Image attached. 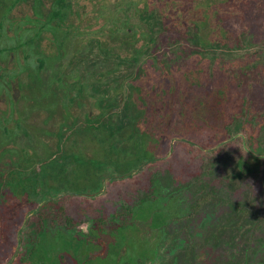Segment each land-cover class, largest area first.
I'll return each instance as SVG.
<instances>
[{
  "label": "rangeland",
  "instance_id": "obj_1",
  "mask_svg": "<svg viewBox=\"0 0 264 264\" xmlns=\"http://www.w3.org/2000/svg\"><path fill=\"white\" fill-rule=\"evenodd\" d=\"M41 1L43 8L45 6L43 13L47 15L53 0ZM134 1L135 6L128 5L129 9L123 13L119 6L121 0H73L69 21L78 25L82 34L74 48L67 51L65 59L69 58L71 64L66 67H72L74 72L64 78L67 83L73 80L74 86L68 89L65 83L59 84L49 96L58 99L61 111L65 108L63 103L66 102L61 100L66 93L74 98V104H69L71 116L68 119L70 123L73 119L74 132L58 126L60 114L48 116L45 108L36 112L28 110L31 91L27 85L36 80L37 74L20 68L24 52L17 49L11 59L9 56L0 58L2 80L8 85L0 89V117H8L6 124L13 128L15 120L24 117L29 129L47 131L41 130L37 136L42 143L35 157L44 161L43 167L38 169L40 176L25 183V189L31 191L36 203L33 207L27 206L29 209L26 207L29 211L22 217L19 231L12 232L18 239L17 251L8 238L7 233L13 227L7 214L18 211L20 202L7 187L0 188V245L7 250L14 248L16 253L19 251L25 257L24 262L18 261L19 264H122L123 259L133 263L135 258L142 259L143 264H264V167L257 166L261 183L251 173L247 179H240L243 174L238 162L251 160L245 133L239 131L215 145L230 141L215 155L195 153L190 156L179 149L172 152L176 138L195 134L185 133L193 123L214 122V110H209L201 100L206 92L197 78L198 64H209L213 72L214 57L222 62H234V66L246 58L251 62L254 57L258 65L264 64V0H247L249 4L245 10L235 0ZM151 2L153 12L161 15L163 24L155 25L153 30L143 26L142 9ZM10 3L13 4L9 10ZM5 4L8 5L3 6ZM34 8V0H0V40L8 39L9 31L12 32L11 42L23 40L26 31L21 25L25 15L34 18ZM117 22L126 26L128 34L121 29L115 31ZM147 34L154 40L149 41ZM138 48H142L141 56L131 58ZM117 53L120 59L116 58ZM260 68H257L258 74L263 70ZM171 70L174 73L168 76ZM208 87L214 90V82ZM8 99L18 100L9 113ZM258 102L261 106L258 110L263 113L264 98ZM169 105L175 113L172 120L165 109ZM86 118L91 120L89 126ZM163 119L168 121L166 130L180 133H175L167 155L160 157L154 166L169 171L170 189L177 185L182 187L180 204L176 212L169 215L147 217L139 213L133 227L125 233L124 242H120L111 224L117 202L122 199L130 202L139 189L147 188L152 171L148 165L131 179L118 178L132 168L130 160L139 150L132 141L122 142L121 133L135 121L142 127L146 124L150 129L160 128ZM62 130L64 133H57ZM9 134L12 133L5 135ZM163 134L169 137L170 133ZM15 136L7 142L0 137V168L6 167L10 159L18 158L17 152L4 151L6 147H23L25 137L21 133ZM156 136L160 135L152 130L142 148L162 151L167 141L161 145L160 140L156 142ZM253 141L264 145V128L253 136ZM59 154L64 156L59 157ZM74 155L86 160L96 159L101 163L96 169L100 167L105 174H115L117 179L115 182L105 179L104 193H97L93 199L68 195L75 192L92 195L100 184V177L90 174L95 166L88 161L77 164ZM36 160H31L32 167H38ZM183 163H190L193 172H199L203 163L204 188L200 187V178L191 179L189 174H181ZM245 179L251 183L249 186L244 187ZM17 187L12 188L18 190ZM42 188L49 189L48 195L55 196L59 203L49 202L40 210ZM199 190L211 191L212 196L196 216H190L189 202ZM59 205L65 209L64 213L62 209L57 210ZM41 214L49 222L43 228L45 232L39 235L37 221ZM63 214L75 221L73 228L54 219ZM100 216L104 217L100 221L105 230L103 234L92 224ZM50 218L55 220L54 224ZM141 241L146 246L136 249L135 245ZM110 247L114 253L108 252ZM28 248H32L29 253ZM16 253L10 262L16 258Z\"/></svg>",
  "mask_w": 264,
  "mask_h": 264
},
{
  "label": "trees",
  "instance_id": "obj_2",
  "mask_svg": "<svg viewBox=\"0 0 264 264\" xmlns=\"http://www.w3.org/2000/svg\"><path fill=\"white\" fill-rule=\"evenodd\" d=\"M235 2L240 6H242L240 8L244 10L249 4L247 3L248 2L247 0H235ZM119 4H118L119 6H122L121 9L122 12L125 13V10L129 9L130 7L128 5L131 6L134 5L135 1L121 0ZM151 6H153L152 2L150 5L147 4V7L142 9L144 16L143 26L150 30H153L155 28V25L160 24L163 26V24L161 20L162 19L161 15L160 16L156 15V13L153 12ZM122 22L126 23L127 21L123 20ZM119 23L120 22H117L115 26V31L118 32L121 29L124 34H128V29L126 28V26H124V24L121 25V23L120 24ZM146 32L148 33L149 31ZM145 36H149V34ZM148 39L149 41L154 40V37L149 36ZM141 54H142V48H138L136 54H132L131 58L136 57L137 55L141 56ZM116 58L117 59L121 58L118 55V53L116 54ZM256 60L257 58L254 57V60L250 62V59L246 58L245 60H240L239 64L234 66L233 65L234 62L233 63L228 61L222 62L219 61L216 57H214V72L213 70H210L209 64L206 65L204 63L198 64L197 78L201 86L203 87L202 89L204 90V92H206L205 95L202 96L201 100L203 102L204 101L206 102V105L208 106L209 110L212 109V112L214 110V122L212 123L200 122L197 124L193 123L188 128V130L185 131V133H195V134L187 138L184 137L176 138L173 142L172 152H174L176 149H179L180 152H184L185 150L186 154L190 156H193V154L195 153H200L203 156H209L211 153H214L215 155L219 151L221 150L223 151L225 147H227L226 145L230 141L223 143L218 147H215V145L219 144L224 139L232 138L233 134L239 131H243L247 138L246 140L247 146L249 145L248 149L250 150V152H248V157L251 160L249 162L245 159H241L238 162V166L240 167L239 171H241L243 174L240 175V179L242 177L243 179L245 177L247 179V176H249V173H251L254 174V176H256L259 179L258 182L261 183L260 170L257 169V166H259V168L261 166L264 167V145L259 146L258 143H255L254 141L251 142L253 136L254 137L257 136V134L264 128V112L261 113L258 110V108L261 107L258 101H261L264 98V64L263 63L259 64L260 66H262L263 70L260 72V74H258L257 68H260V66L257 64ZM211 61L213 63V60ZM207 67H209V69ZM139 69H141L140 65L138 67V71ZM168 73H170L168 75L170 76L174 72L173 70H171ZM211 82H214V90L209 89L208 87V85L211 84ZM255 90H257L258 93H256ZM171 108L172 106L170 107V105L168 106V109L165 108L166 111L170 114L169 117L170 120H172L173 119L172 117H174L175 115L174 111H172ZM167 122H168L167 120L163 119L160 128L155 127L150 129L146 124H145L146 126L144 125V127H142L141 126L142 124L141 125L140 123L137 124V121H135L132 124H130L127 129H124V133H121L122 142L132 141L134 146H137L139 150L134 154V158L130 160L132 168L126 171L125 173L119 175L118 178L131 179L148 165L149 166L151 165L152 171H150L149 173L147 188L141 190L139 189L138 194L135 196V198L133 197L130 202L127 201L126 199L125 200L122 199V201L117 202L118 207H116L115 210L113 211V214L111 216V224L113 225V233L117 234V239L120 242H124L123 237L125 233L128 231V229L133 227L132 226L133 221L139 213H142L147 217H150V215L153 216L156 214H163V213H164L163 215L166 214L169 215L173 212L175 213L176 209L180 204V199L183 194L181 190L182 187L181 186L178 187L179 185H177L173 189H170L168 187L169 184H171L170 176H168L169 171L163 169H157L154 166V163L159 161L160 157H164L167 155L170 141L171 139L174 138L175 133H180L176 131L166 130ZM117 129H119V127ZM150 130L151 131L154 130V133L156 134L158 133L160 135L159 137L157 136L155 137L157 143H159L158 140H160L161 145H163L165 144V141H167L162 151L152 152L147 149L144 150L142 148L144 146L143 145L144 142L148 141L147 136L151 132ZM163 133H170L169 137L167 134L165 135ZM107 134L112 135V133H107ZM203 148H207V149H203ZM208 148L210 149L209 151ZM62 156L64 155L59 154V157ZM74 157H75L74 159L77 160L78 162L77 164L79 163L83 164L88 161L95 166L92 167V171L90 174L94 178H96V176L98 178L99 176L100 178L98 179L100 184L98 186V190L94 192L95 194L93 193L92 195H88V194H83L81 192H75L68 195H72V196L74 195L75 197H82L85 200L93 199L95 198V195L97 193H101V194L104 193L105 190H103L104 189L103 181L105 179L108 178L110 182H115V179H117V176H115V174H108V173L105 174L99 169L100 167L96 169V167L101 164L96 159L89 158L88 160H86L78 155H74ZM39 161L43 162V159ZM180 167H183L182 170H180L181 174L183 173L189 174L190 176H192L191 179H195V177H198L200 178L199 181L201 185L203 184L204 182L203 178L206 177L203 163L200 166L199 172L197 171L193 172L191 170L190 163H183L181 164ZM137 169L138 171L135 174H133V172ZM39 176H40L39 172L35 168L26 169L25 179L27 180V182L34 181ZM246 179L244 181H246ZM216 180L220 181V178L217 177ZM262 180L264 181V179ZM250 184H251L250 182L246 181L243 185L245 187V186H249ZM201 185H200L201 188L205 187L204 185L202 186ZM189 186L191 185H187V187ZM44 189L45 188H42V190ZM171 190L173 192H171ZM24 194L26 195L25 198L26 207L27 206L33 207L36 202L33 201L34 199L32 198L31 191L25 189ZM211 196H212V192L211 191L209 192L208 190H199L198 192L193 193V197H191V202H189V206H188L191 213L190 216H196L200 211V209L203 207V205L210 200ZM40 200L43 202L40 210H43L44 206L49 202L59 203L58 201L59 199L52 197V195L48 196V198L42 196ZM171 207H172L171 209L172 211H169L168 209ZM27 208H25V210L22 211V215L19 216L18 218L15 217L7 218L11 221L10 225L11 227H13V230L10 231L8 234V238L11 244L14 245V248H15V244L17 243V238L16 235L13 234L12 232L20 228L22 217L25 214H27L29 211L28 210L29 208L28 209ZM58 209H62L61 210L62 213L65 212V209H63L62 205L61 206L59 205L57 210ZM33 210L36 211V208ZM79 213H81V211ZM103 216L95 218L94 222L92 223L93 226H95L99 231L101 230L102 234L105 231L100 226V221L104 218ZM54 219L60 223L65 224V226L69 227V229L73 228L76 225L75 221L72 218H70V216L68 215L63 214L62 216L60 215L58 217H54ZM54 219L50 218L51 224L55 223ZM47 220L49 219L43 216V214L40 215V221H37L38 222L37 232L39 235H42L45 232L43 231V228L49 222V221L47 222ZM115 245L116 243L114 242L113 246ZM144 246H146L145 242L141 241L140 243L137 242L135 248L138 249ZM14 248L10 250L0 249V253H1L0 264H5L6 262L10 261V257L14 253ZM27 251L28 253L31 252L32 248H28ZM108 252L114 253L112 252V247H110ZM108 257H112V255L111 256L108 255ZM24 258L25 257L20 255L18 251L16 258L13 261L9 262V264H19L18 262L19 259L23 260ZM122 264H143V261L140 258H135L133 263H131L127 259H123Z\"/></svg>",
  "mask_w": 264,
  "mask_h": 264
},
{
  "label": "flooded vegetation",
  "instance_id": "obj_3",
  "mask_svg": "<svg viewBox=\"0 0 264 264\" xmlns=\"http://www.w3.org/2000/svg\"><path fill=\"white\" fill-rule=\"evenodd\" d=\"M15 2V1H14ZM13 3H10L9 10L11 8ZM8 4H5L3 6H6ZM72 6H73V0H53L49 5V10L47 12V15L43 13V2L41 0H34V18L28 17L25 15L24 19L25 22L21 25V29L26 31V34L24 35V39L19 41H10V36L12 35V32L9 31L7 35L8 39L0 40V58H5L6 56H9V59L15 56L14 52L15 50H22L24 52L23 59L21 62H19L20 68L25 69L26 72L29 70L33 74H37L36 80L31 81L27 85V89L30 90V97L28 98L29 106L28 110L30 112H36L40 108L48 109V116H58L60 114L61 120L59 118L58 126L60 128H66L67 130H70V132H74L73 128V119L71 118V123L68 122V119L70 118V109L69 104H74V98L72 96H69L67 93L64 97L62 102L63 105H65V108L63 111L58 108V99L55 97L49 96L50 92H54L55 86L57 85H64L66 84V88L73 89L74 81L67 83L65 80V75L68 76L69 74H73L74 69L70 67V69H67L66 65H68L69 58L65 59L67 51L71 50V48H74L75 42L80 40V34L79 33V27L78 25H74V22L69 21V14L72 12ZM9 10H8V16H9ZM9 19H11L9 17ZM13 20V19H11ZM15 21V20H13ZM27 31H31L30 33H27ZM21 37V34L20 36ZM90 44V43H89ZM89 46V45H88ZM74 51L71 52V56H73ZM67 58V57H66ZM71 64V63H70ZM71 70V71H70ZM4 76V73H0V89L3 87L5 88L8 86L7 82L2 80V76ZM70 76V75H69ZM32 79V78H31ZM52 82L55 83V85L52 86ZM4 85V86H3ZM63 86L62 89L65 88ZM31 88V89H30ZM67 89V90H68ZM64 91V90H63ZM52 93L50 95H52ZM25 99V98H23ZM18 100L16 99H8L9 107H8V113L11 112L13 105L15 106V102ZM33 109V110H31ZM8 117H0V133H3V136H0L1 138H4L6 142L10 140V138L15 136L16 133H21L23 137H25V143L23 144V147L21 148H15V147H6L4 149L11 152H17L18 158L10 159L9 162H6V167H2L0 169V188L1 186L7 187L10 190V194L14 196L17 201L20 202L19 204V210L18 211H10L9 214H7L8 217H19L22 215V211L25 210V174L27 168L32 169H40V167H43L44 161L41 162L39 160H42L41 158H37V150L38 148H41L42 139H38L37 136L39 133H41V130L47 133L44 129L35 128L34 130L29 129V127L24 123L23 118L19 120H15V127H10L9 124H6ZM86 122H88V125L90 124V118L85 119ZM2 123H4V127H2ZM11 130V131H10ZM13 130V131H12ZM38 132V133H37ZM43 132V133H44ZM69 132V133H70ZM8 133H12L11 135H5ZM57 133H64L58 132ZM4 142V144L6 143ZM58 147V145H57ZM24 151V152H23ZM53 152V151H52ZM25 153V154H24ZM37 159V166L38 167H32L31 160ZM18 186L17 189L14 190L13 186ZM43 195L42 196L47 197L50 196L48 193L50 192L49 189L45 188L44 190H41ZM47 193V194H45ZM17 194L21 195L20 197H16ZM52 197L55 198V196L52 195ZM23 201V202H21ZM39 202H42L41 200ZM26 215V214H25ZM21 226V225H20ZM9 228H7L8 232ZM16 231H19V228L16 229ZM9 234V232L7 233ZM6 241V240H3ZM8 244V243H7ZM6 244V245H7ZM17 245H18V239H17ZM6 246H1L0 249H5ZM17 251V249L15 248ZM15 251V252H16ZM14 252V253H15ZM18 253V252H17ZM16 253V255H17ZM14 254H12L13 256ZM11 256V257H12ZM20 262H24V259H19ZM7 263V262H6Z\"/></svg>",
  "mask_w": 264,
  "mask_h": 264
},
{
  "label": "water",
  "instance_id": "obj_4",
  "mask_svg": "<svg viewBox=\"0 0 264 264\" xmlns=\"http://www.w3.org/2000/svg\"><path fill=\"white\" fill-rule=\"evenodd\" d=\"M15 253H16V252H15ZM15 253H14V255L10 258V260L13 259V257L15 256ZM9 262H10V261H8L6 264H9Z\"/></svg>",
  "mask_w": 264,
  "mask_h": 264
}]
</instances>
